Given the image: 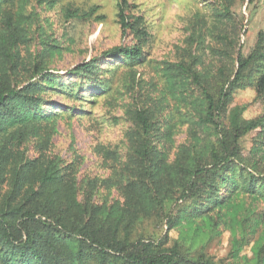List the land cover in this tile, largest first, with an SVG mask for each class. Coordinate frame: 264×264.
<instances>
[{"label": "trees", "instance_id": "1", "mask_svg": "<svg viewBox=\"0 0 264 264\" xmlns=\"http://www.w3.org/2000/svg\"><path fill=\"white\" fill-rule=\"evenodd\" d=\"M14 1L0 0V264H215L204 255H184L177 244L168 246L172 228L199 218L210 223L214 235L220 225L228 227L229 220L235 224L241 230L240 238L234 235L233 240L238 254L241 239L264 224V141L253 139V161L242 156L240 147L245 136L264 135V30L257 32L248 53L239 38L219 34L225 48L215 71L198 74L173 65L183 76L180 92L190 88L193 93L178 99L190 128L172 159L169 118H159L161 108L148 101V95L144 103L135 99L127 111L131 128L124 161L112 178L101 181L105 188H115L118 198L98 201L94 190L99 181H92L80 199L78 159L66 162L51 151L61 113L43 107L56 105L50 94L85 101L84 80L92 82V96L110 87L99 79L97 59L65 73L78 79L75 83L60 82L43 60L23 57L21 47L29 38L18 21L21 12L15 19L9 12ZM259 1L209 0L208 7L215 25H223L235 21L237 4L254 6ZM116 7L120 30L132 36V44L103 55L120 60L123 67L118 68L128 72L145 62L149 35L128 0H117ZM66 16L80 18L76 10ZM170 71L167 68L164 76L172 80ZM246 87L254 89L255 100L263 105L260 114L243 120L242 110L235 108L225 123L233 93ZM67 110L71 114L74 108ZM191 127L213 140L200 145ZM101 156L118 161L109 150ZM149 218L164 222L163 233L157 239L133 236L137 224ZM254 254L255 264H264V243Z\"/></svg>", "mask_w": 264, "mask_h": 264}, {"label": "rangeland", "instance_id": "2", "mask_svg": "<svg viewBox=\"0 0 264 264\" xmlns=\"http://www.w3.org/2000/svg\"><path fill=\"white\" fill-rule=\"evenodd\" d=\"M24 1L15 0L9 11L13 19L21 12L18 21L29 38L27 46L21 47V55H31L35 61L43 60L47 68L59 75L60 82L75 83H78V79L65 76V73L83 61L97 59L99 79L110 87L108 91L96 92V96H92L93 84L84 80L85 101L50 94V101L56 105L43 107L49 112L55 110L61 113L56 132L51 138V151L66 162L78 159L80 199L88 182L92 181H99L94 190V197L98 201L102 198L107 201L118 198L115 188L107 189L101 181L112 178L117 165L124 161L126 134L131 128L127 111L134 105L135 99H142L144 103L148 95V101L152 99V103L156 106L159 104L161 108L159 118H169L173 136L172 142L167 145H172V159L176 148L187 141L190 128L182 116L187 110L178 99L183 94L193 93L190 88L186 93L180 92L183 76L177 73L173 65L182 64L198 74L209 69L215 71L223 62L220 57L225 48L219 34L226 33L234 40L239 38L243 51L248 53L257 32L264 30V0L254 6L237 4L234 7L235 21L223 25H215L213 22L209 0H128L135 7L134 15L140 17L149 35L143 47L145 62L128 71L129 75L126 67L118 68L123 67L120 60L103 55L111 48L132 44V36L124 35L120 30L116 16L117 0ZM68 10H76L80 18L67 17ZM2 19L0 16V28ZM240 25H244L243 30ZM167 68L171 70L168 74L172 80L164 76ZM171 87L174 88L173 93L169 92ZM189 87L193 88L192 85ZM137 91L142 94H135ZM263 105L255 100L253 88L238 90L232 95L224 122L227 123L232 109L242 110L241 119L249 120L260 114ZM71 107L74 111L69 114L67 108ZM192 129L201 140L200 145L213 140L211 135L206 138L200 129ZM255 137L264 141V135L256 133L240 141L242 156L251 161L253 155L250 151L252 145H256L253 141ZM30 148L26 153L28 157L33 155ZM106 150L116 153L118 161H105L101 153ZM260 155L263 156L264 151ZM260 155H257V159ZM112 166L116 168L113 170ZM249 202L247 200L246 203ZM218 229L219 234L214 235L210 223L203 218L191 223L183 221L169 231L168 246L177 244L184 255H204L215 264H255L254 252L264 243V224H259L245 240L241 239L238 254L234 252L233 240L234 235L240 238L241 230L230 220L228 227L220 225ZM164 230L165 225L161 219L149 218L141 220L132 234L157 239Z\"/></svg>", "mask_w": 264, "mask_h": 264}]
</instances>
